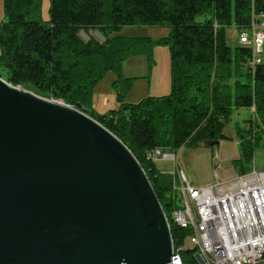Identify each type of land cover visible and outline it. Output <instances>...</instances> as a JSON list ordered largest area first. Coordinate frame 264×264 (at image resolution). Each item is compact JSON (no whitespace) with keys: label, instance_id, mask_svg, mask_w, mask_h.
Masks as SVG:
<instances>
[{"label":"trees","instance_id":"trees-1","mask_svg":"<svg viewBox=\"0 0 264 264\" xmlns=\"http://www.w3.org/2000/svg\"><path fill=\"white\" fill-rule=\"evenodd\" d=\"M48 1L43 18V0H4L0 77L78 109L116 135L144 169L169 222L174 248H181L182 264H199L195 250L183 248L188 231L172 217L174 177L159 171L148 156L154 148L178 152L219 144L229 139L224 129L233 111L247 110L249 126L232 125L240 156L231 166L236 174L250 170L264 141V62L250 66V49L229 45L225 35L231 26L239 33L254 20H264V0ZM125 26L166 27L168 34L158 40L116 34ZM157 45L169 49V93L125 101L123 91L132 78L123 75L122 63L140 55L150 61ZM109 71L117 77L118 107L103 114L87 111L94 87Z\"/></svg>","mask_w":264,"mask_h":264},{"label":"water","instance_id":"water-1","mask_svg":"<svg viewBox=\"0 0 264 264\" xmlns=\"http://www.w3.org/2000/svg\"><path fill=\"white\" fill-rule=\"evenodd\" d=\"M173 255L130 149L84 112L0 77V264H171Z\"/></svg>","mask_w":264,"mask_h":264},{"label":"built area","instance_id":"built-area-1","mask_svg":"<svg viewBox=\"0 0 264 264\" xmlns=\"http://www.w3.org/2000/svg\"><path fill=\"white\" fill-rule=\"evenodd\" d=\"M239 45L251 51L249 65L264 62V20L238 33ZM152 160H172L178 153L152 149ZM176 193L173 215L191 248L204 264H260L264 259V171L251 168L212 185L189 182L179 167L172 172ZM185 243L183 247H185ZM171 264H176L174 258Z\"/></svg>","mask_w":264,"mask_h":264},{"label":"rangeland","instance_id":"rangeland-1","mask_svg":"<svg viewBox=\"0 0 264 264\" xmlns=\"http://www.w3.org/2000/svg\"><path fill=\"white\" fill-rule=\"evenodd\" d=\"M48 7L49 1L43 0V18L48 16ZM3 20L4 0H0V23ZM116 34L129 37L148 36L151 39L158 40L168 34V28L160 26H125ZM93 35L97 40H103L97 32H93ZM81 36L87 38L84 33H81ZM225 37L229 45L235 46L238 40L237 28L234 26L227 28ZM122 73L125 77L132 78L130 87L123 91L125 101L136 103L147 96H161L169 93L170 65L168 47L166 45L155 46L152 50L150 61L142 55L127 58L122 63ZM116 78V75L109 71L100 79L93 89L91 105L87 108V111L103 114L115 106L117 87L113 83ZM234 80V78H231L229 82L233 84ZM250 115V111L248 112L247 110L233 111L224 129V133L229 139L221 140L223 142L220 143V146L218 144L211 146L209 143H202L197 149H183L175 164V161L173 162L172 160L159 159L155 161L156 168L161 172L172 174L175 166L179 167L183 171L185 178L198 186L212 185L216 182L217 177L225 179L236 174L232 169L231 161L238 158L240 153L237 146L238 139L232 125L237 124L239 128L246 129L249 126ZM230 142H233V144L231 145ZM225 147H230L232 150L228 151L229 157L227 159H221L220 152L222 158L227 157L224 151ZM209 148L214 149L216 154L213 153L211 155L207 151ZM221 149L223 150L221 151ZM249 167L250 169L255 167L257 170L264 171V141L259 143L248 165ZM183 248H190V246L186 242Z\"/></svg>","mask_w":264,"mask_h":264},{"label":"crops","instance_id":"crops-1","mask_svg":"<svg viewBox=\"0 0 264 264\" xmlns=\"http://www.w3.org/2000/svg\"><path fill=\"white\" fill-rule=\"evenodd\" d=\"M117 107H118V100H117V98H116V104H115V106H114L113 108H117ZM242 111H245V110H242ZM248 112H249V111H248ZM221 142H223V141H220V142H219V144H218L219 146H220V143H221ZM225 142H229V141H225ZM230 144L232 145L233 142H230ZM196 149H197V148H196ZM182 150H183V148L179 149L178 152H177V153H178V159H179V155H180V153L182 152ZM222 150H223V149H221V151H222ZM229 150H232V149H231L230 147H225V148H224V151H225L226 156H227L226 158H222V155H221V152H220L221 159H227V158L229 157V155H228V151H229ZM207 151L210 152L211 155H213V153L216 154V151H215L214 149L212 150V149L209 148ZM226 178H229V177H226ZM226 178H225V179H226ZM191 183H192V182H191ZM192 184H193V183H192ZM194 185H196V184L194 183ZM197 186H198V185H197Z\"/></svg>","mask_w":264,"mask_h":264},{"label":"bare ground","instance_id":"bare-ground-1","mask_svg":"<svg viewBox=\"0 0 264 264\" xmlns=\"http://www.w3.org/2000/svg\"><path fill=\"white\" fill-rule=\"evenodd\" d=\"M148 157L152 160V155H151V154H149ZM152 161H153V160H152ZM172 217H173V219L176 221V219H175V217H174V215H173V211H172ZM168 223H169V222H168ZM177 224L179 225V223H177ZM179 226H180V225H179ZM190 249H193V248L190 247ZM180 250H181V248H178V249H175V248H174V255H173L172 258L175 259L176 264H182V259H181V257H180V253H179ZM195 253H196V252H195Z\"/></svg>","mask_w":264,"mask_h":264}]
</instances>
